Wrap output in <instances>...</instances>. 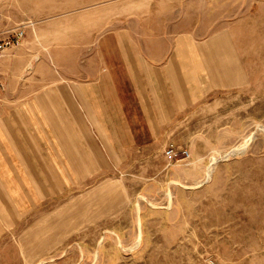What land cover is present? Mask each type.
Segmentation results:
<instances>
[{
    "label": "rangeland",
    "instance_id": "374dc122",
    "mask_svg": "<svg viewBox=\"0 0 264 264\" xmlns=\"http://www.w3.org/2000/svg\"><path fill=\"white\" fill-rule=\"evenodd\" d=\"M19 32L0 60V264H264V0H0V41ZM107 71L90 109L69 94L94 149L40 171L34 102Z\"/></svg>",
    "mask_w": 264,
    "mask_h": 264
},
{
    "label": "crops",
    "instance_id": "0c3cea01",
    "mask_svg": "<svg viewBox=\"0 0 264 264\" xmlns=\"http://www.w3.org/2000/svg\"><path fill=\"white\" fill-rule=\"evenodd\" d=\"M109 75V71H107L106 75L103 73L97 75L99 76V84L96 85H94V83L88 85L78 81L72 83V88L70 87L69 93L64 88L62 90L61 87L55 84L53 87L44 91L43 100L41 98V100H37V103L34 102V106H37L43 117L46 118L45 124H47L44 146L43 148L38 146L36 149L37 151L33 153L40 157L38 160L41 166L39 168L40 171L61 170L58 167L51 168L49 164H47V160L44 158L45 156L56 157V159L59 156L80 157L87 154V149H94V137L85 132L83 127V116L79 111L78 101L82 106L90 109L92 106L88 102V99L83 100L86 98V96L83 97L82 95L83 91L87 90L88 87H110ZM76 76V79L79 80L80 75ZM62 92L64 93V98H66L67 106L63 105L65 102L62 101V94H60ZM71 92H76L77 100L79 99L77 103L71 99L69 95ZM23 147L26 148L25 145H23ZM28 154L29 151L24 150L21 155L24 156ZM66 162L69 163V159L66 160ZM72 164L73 162L71 161L69 165L72 166ZM57 165V163L54 164V166ZM73 169L71 167L70 171Z\"/></svg>",
    "mask_w": 264,
    "mask_h": 264
},
{
    "label": "built area",
    "instance_id": "2783aa9c",
    "mask_svg": "<svg viewBox=\"0 0 264 264\" xmlns=\"http://www.w3.org/2000/svg\"><path fill=\"white\" fill-rule=\"evenodd\" d=\"M21 35H22V32H19L16 34V37H14L8 41H0V60L5 57L7 49L9 48V46L17 44L19 42L20 38L22 37ZM2 87H4V86H3V83L0 81V89ZM182 153L184 154L183 158H185V159L189 158L190 154H189L188 150H182ZM164 154H165V158L168 161L176 160L177 156H178V152L173 146L166 149Z\"/></svg>",
    "mask_w": 264,
    "mask_h": 264
},
{
    "label": "bare ground",
    "instance_id": "6f19581e",
    "mask_svg": "<svg viewBox=\"0 0 264 264\" xmlns=\"http://www.w3.org/2000/svg\"><path fill=\"white\" fill-rule=\"evenodd\" d=\"M244 149H245V145L233 149V150L231 151V153H232V154H236V153L242 152ZM217 161H218V160H217ZM213 163H214V162H213ZM210 172H211V171H210ZM210 172H209V174H210ZM210 175H211V174H210ZM138 240H139V238H138ZM136 244H137V243H136Z\"/></svg>",
    "mask_w": 264,
    "mask_h": 264
}]
</instances>
